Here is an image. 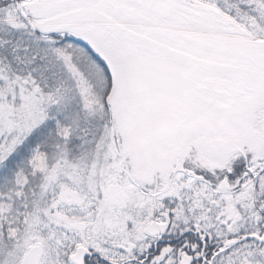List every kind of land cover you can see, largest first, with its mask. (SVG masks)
Masks as SVG:
<instances>
[{"label": "snow or ice", "instance_id": "6c2138e0", "mask_svg": "<svg viewBox=\"0 0 264 264\" xmlns=\"http://www.w3.org/2000/svg\"><path fill=\"white\" fill-rule=\"evenodd\" d=\"M0 264H264V0H0Z\"/></svg>", "mask_w": 264, "mask_h": 264}]
</instances>
